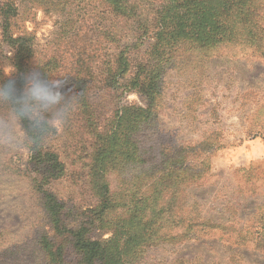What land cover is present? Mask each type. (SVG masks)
<instances>
[{
    "label": "rangeland",
    "instance_id": "1",
    "mask_svg": "<svg viewBox=\"0 0 264 264\" xmlns=\"http://www.w3.org/2000/svg\"><path fill=\"white\" fill-rule=\"evenodd\" d=\"M163 2L138 0L139 15L127 21L104 0H0L4 9L10 6L14 12L9 34L28 36L33 42L27 71L53 76L66 96H75L71 94L75 89L82 91V103L67 126L46 142L66 164L65 175L49 189L78 210L67 221L71 226L83 222L79 216L95 204L85 187L92 140L100 130L95 128L114 124L122 106L142 104L135 90L120 95L124 88L119 91L114 84V58L126 47L133 56L150 50ZM3 26L0 15V79L10 78L14 70ZM76 42L86 44L77 46L90 55L86 66L78 67L81 82L74 81L82 59ZM188 48H180L164 67L158 138L173 165L189 164L190 171L203 173L200 183L185 182L182 192L179 189L184 216L221 228L196 231V238L187 242H162L145 249L135 264H175L178 258H199L204 264H264L263 247L240 244L235 237V231L248 232L247 240L264 234V40L258 50L239 41L224 42L207 47L200 57L194 50L185 59L180 54ZM11 123L10 107L0 106V171L15 168V177L20 172L35 177L30 147L13 148L6 139ZM14 127L19 137L25 136L21 122ZM123 172L143 179L142 168L114 172L110 176L114 189L122 185ZM7 184L0 188V249H14L13 264H47L40 240L50 234V226L41 205L30 196L26 179L16 177ZM91 231L96 240L112 235Z\"/></svg>",
    "mask_w": 264,
    "mask_h": 264
},
{
    "label": "trees",
    "instance_id": "2",
    "mask_svg": "<svg viewBox=\"0 0 264 264\" xmlns=\"http://www.w3.org/2000/svg\"><path fill=\"white\" fill-rule=\"evenodd\" d=\"M104 1L127 21L139 15L138 0H128L131 7L127 6L126 0ZM0 15L5 23V42L13 52L14 69L10 78L2 79H14L17 88L22 89V77L28 73V62L33 58V42L31 37L9 34L11 19L14 18L10 6L4 9V4L0 3ZM263 23L264 0H165L156 16V32L152 36L154 43L150 50L138 56H133L134 52L129 51V47L117 52L113 64L114 84L119 91L124 88L120 95L135 90L142 104L122 106L114 116V124L95 128V131L100 130L96 133V140H92L85 186L93 194L95 204L79 216L83 222L68 224V219L78 210L61 201L49 189L66 173L61 154L49 148L48 138L38 145H29L31 164L37 174L33 177L20 172L22 175L16 177L26 179L30 196L38 199L48 220L50 234L40 240L47 264H135L143 258L145 249L148 251L162 242H187L196 238V231L221 228V225H209L205 221L197 223V220L188 219L183 214L179 189L182 192L185 182L198 184L204 177L202 172L190 171L189 164L173 165L169 154H166L167 146L158 138L163 70L183 47H189L180 54L185 59L195 53L194 50L200 57L206 49L224 42L239 41L258 50L264 40ZM80 44L86 45L74 43L75 46ZM76 49L82 59L74 70V81L81 82L83 77L79 76L82 75L79 68L86 66L85 59L90 55L82 47L77 46ZM75 91L71 94L78 97L81 104L82 91ZM21 124L26 135V124ZM149 160L154 167H149ZM126 168H142L143 179L123 172L122 185L114 189L111 174ZM14 170L6 167L0 171V188L8 186L7 182L16 178ZM155 177L157 180L149 184V180ZM92 229L111 231L112 235L105 240H96L91 237ZM223 230L226 231L224 226ZM226 234L229 235L228 232ZM248 235V232L235 231L240 244L253 243L264 248V234H252L251 237H256L252 240H247ZM13 254V248L0 249V264H13ZM71 255L74 260L69 258ZM174 263L204 264L199 258H178Z\"/></svg>",
    "mask_w": 264,
    "mask_h": 264
},
{
    "label": "clouds",
    "instance_id": "3",
    "mask_svg": "<svg viewBox=\"0 0 264 264\" xmlns=\"http://www.w3.org/2000/svg\"><path fill=\"white\" fill-rule=\"evenodd\" d=\"M22 79V89L17 88L14 79H0V106H9L12 116L6 139L13 148L38 145L59 134L79 104L78 97L64 94L53 76L34 69L24 74ZM15 122L26 124L24 137L15 133Z\"/></svg>",
    "mask_w": 264,
    "mask_h": 264
}]
</instances>
